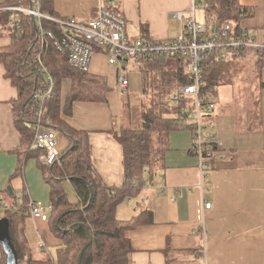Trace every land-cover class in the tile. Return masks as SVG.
<instances>
[{
  "label": "crops",
  "instance_id": "0c3cea01",
  "mask_svg": "<svg viewBox=\"0 0 264 264\" xmlns=\"http://www.w3.org/2000/svg\"><path fill=\"white\" fill-rule=\"evenodd\" d=\"M10 2L0 0V11ZM50 2L52 12L62 18L93 20L102 10L118 14L124 19L131 39L171 41L186 27L192 11L194 20L202 22L197 21L193 0ZM263 2L239 0L240 5L254 9V16L238 24V33L242 37L255 38L262 43ZM202 11L205 19V9ZM177 12L182 13L181 20L175 18ZM11 18L20 19L18 14L11 15ZM31 29L37 36L34 27ZM12 30L9 24L0 25V51L12 45L13 35L23 34L17 29ZM132 63L138 64L139 61ZM127 64L130 63H125V68ZM261 69H264V63ZM5 73V66L0 63V210H11V233L13 231V237L25 250L20 264H27L28 259L42 261L51 257L46 248H56L61 242L52 233L48 222L34 220L43 244L37 249L36 258V249L30 246L25 235L29 230L28 222L33 219L22 204L39 203L48 211L51 208L50 186L39 168L38 163L43 164L40 157L39 160L29 159L22 174H16L20 160L16 149L22 140L15 126L13 108L18 100V90ZM88 73L105 79L108 87L106 101L76 102L64 121L76 131L87 133L93 173L101 178L103 186L121 188L125 183L123 155L114 135L124 127L121 117L118 121V99L125 95L118 87L117 68L109 66L107 56L102 52H95ZM258 83L257 100L253 108L249 105V109H241L242 90L228 98L221 89L230 84L216 88L212 97L217 100L210 118L214 121L213 132L222 148L202 174L193 152L190 126H186L183 131L189 136L181 143L178 136L170 133L161 165L146 169L139 187L130 189L118 205L124 201L126 204L117 205L115 214L118 220L132 221L143 212L151 216L150 223H137L129 231L133 250L130 264H264V72ZM63 84L62 99L70 82L66 80ZM60 136L59 155L70 145L69 137ZM67 182L70 183L69 180L62 183L64 189ZM132 197H136L134 209L127 205ZM204 202L210 203L211 207L205 209ZM1 215L2 210L0 218L6 217L5 213Z\"/></svg>",
  "mask_w": 264,
  "mask_h": 264
},
{
  "label": "trees",
  "instance_id": "16d2710c",
  "mask_svg": "<svg viewBox=\"0 0 264 264\" xmlns=\"http://www.w3.org/2000/svg\"><path fill=\"white\" fill-rule=\"evenodd\" d=\"M39 2L40 11L55 18L50 0H11L9 6H33ZM204 4L205 23L209 35H218L223 24L230 21L232 36L242 37L238 32L241 20L254 16V9L240 5L239 0H199ZM264 3V2H263ZM8 11H0V25L9 24ZM19 30L21 36H14L12 45L5 51H0V63L5 66V76L18 90V100L14 102L15 126L20 134L19 147L16 149L20 157L16 174L21 175L25 163L35 158L39 160L42 150L32 146L34 134L28 125L26 108L32 93L39 89L44 76L34 71L32 58L39 49L36 34L38 22L30 16L18 14ZM65 19V18H64ZM44 28L54 29L52 24L43 22ZM24 29V30H23ZM13 28L12 31H14ZM23 30V31H22ZM26 32V33H25ZM220 54H213L205 64V88L203 94L212 97L216 88L230 83V70L223 73L229 66L232 58L218 59ZM257 66L259 70L264 63V54L257 53ZM179 59L139 60L142 65L141 75L144 93L152 90L158 92L159 98L150 102V110L142 112L141 124L137 128L122 127L114 136L122 148L123 175L125 183L121 188H107L103 186L101 178L93 173L90 161L87 133L76 131L64 121L70 116L72 106L76 102H105L108 87L104 78L93 76L88 72L71 69L66 64L64 54L59 53L51 45L44 48L43 63L50 72L54 81V91L44 105L43 122L60 134L69 137L70 145L49 165L39 164L50 186V214L47 222L52 233L57 236L61 244L56 247L55 258L48 256L45 260L34 261L28 259L27 264H76L82 248L90 242L85 250L80 264H130L132 253L129 231L137 223H150L149 213H142L130 221L118 220L115 211L117 205L127 197L130 189L140 185L141 176L146 169L153 168L152 161L161 164L169 134L178 129L177 109L166 102L167 86L188 84L190 80L182 72ZM180 63V64H179ZM161 77V80H158ZM70 82L69 91L62 99L61 85ZM158 83L163 85L162 89ZM156 84V85H155ZM172 88V89H173ZM176 117V119H175ZM52 122V123H49ZM157 167V166H156ZM64 180H69L74 192L75 200L70 201L62 186ZM25 206V207H23ZM24 210H29L24 202ZM21 208V207H20ZM4 213L10 223V238L18 254V264L23 261L22 245L11 233V210L4 208ZM1 250V247H0ZM2 252V250H1ZM4 252H2L3 254ZM4 255V254H3ZM5 262V257H4ZM5 264V263H4Z\"/></svg>",
  "mask_w": 264,
  "mask_h": 264
},
{
  "label": "built area",
  "instance_id": "2783aa9c",
  "mask_svg": "<svg viewBox=\"0 0 264 264\" xmlns=\"http://www.w3.org/2000/svg\"><path fill=\"white\" fill-rule=\"evenodd\" d=\"M17 2L19 4L20 0ZM193 2L194 8L204 9V4L199 0ZM39 5V2L34 1L33 6L15 5L1 10L38 20L36 37L39 40V49L33 55L32 66L34 71L42 74L45 79L41 81L39 89L32 93L25 116L34 134L32 146L43 151L40 156L43 165H49L58 158L57 146L61 137L57 130L43 122L44 105L51 98L55 87L50 72L43 63L44 48L49 44L65 55L67 66L80 72H88L95 52L105 54L109 66L117 68L116 79L123 96L129 85L125 63L151 61L156 58L179 59L182 72L190 83L176 85L168 94V105L178 110L176 117L180 129L190 126L193 152L202 174L215 158L216 152L222 148V143L213 132L214 121L210 118L215 105L209 100L210 96L203 94L205 64L213 54L222 51L226 56L218 55L215 60H225L228 54L242 56L248 50L264 54V43L255 38L232 36L230 21L223 24L218 35H209L206 26L194 20V11L177 38L171 41H149L129 38L124 19L113 12L102 10L93 20L64 19L42 13ZM174 16L181 20L182 13L177 12ZM44 21L52 24L54 29L44 28ZM16 22L15 18H11L9 26L19 30ZM204 203L205 209L211 207L210 203ZM27 207L33 220L47 222L50 208L47 211L42 204L33 202H28Z\"/></svg>",
  "mask_w": 264,
  "mask_h": 264
},
{
  "label": "rangeland",
  "instance_id": "374dc122",
  "mask_svg": "<svg viewBox=\"0 0 264 264\" xmlns=\"http://www.w3.org/2000/svg\"><path fill=\"white\" fill-rule=\"evenodd\" d=\"M195 15L197 16V21H202L201 23H205V19L203 17V11L202 9H196ZM221 57H225L226 53L224 51L220 52ZM238 58H232V61L229 66H226L225 69L223 70V73L228 74V69L230 70V85L223 87L221 90L222 92L224 91L225 95H232L235 96L236 94H239L240 91L242 90V101H241V109H249V105H252L251 108H253V103L254 101L257 100L256 92H259V89L256 88L258 86V79L260 77V74L263 75L264 69L259 70V67L257 66V60L258 56L256 52L251 51L245 55L242 56H237ZM228 57L227 59H229ZM226 60V59H225ZM127 68V77H128V88L127 91L125 92V97L123 99L119 98V109H120V114L118 115V121H121L124 124V127H132V128H137L141 124V117H142V112H147L150 109V102L153 100V98H159L158 92H154L151 88V91L148 94H143L144 92V86H143V81H142V75H141V70H142V65L140 63L135 64V63H130L126 65ZM158 80H161V77H158ZM156 85V84H155ZM158 86L162 89L161 84L158 83ZM65 84L61 85V94L64 91ZM173 86H167L168 92L166 94V102L168 104L169 101V96L168 94L170 93ZM69 91V89H68ZM67 91V92H68ZM213 103L214 101L217 100L215 97H210V99ZM176 119V117H175ZM177 124H180L177 119H176ZM49 123H52L49 121ZM179 130H174L173 134L178 136L179 139H181V143L189 136L186 132L187 131H182L180 130V127L178 126ZM153 168L156 166L161 165L158 163V161H152ZM65 187V192L66 196L70 201L75 200V192L74 189L71 185V183L67 182L64 184ZM130 207L134 209L136 206V197L131 198ZM123 204H126L125 201L121 203L118 206H121ZM2 210V215H4V210ZM50 214V210L48 211ZM1 215V216H2ZM34 220H29L28 224V231H25V235L27 238L28 243L30 246H33L34 249H36V255L35 257L38 258V251L40 245L42 244V241L40 239L39 233L35 227V223L33 222ZM27 224V225H28ZM23 249V246H22ZM48 253L51 255V257L55 258L56 254V248L50 247L46 248ZM25 251V250H24ZM23 251V254H24ZM40 252V251H39ZM4 255L2 254L0 250V264H4Z\"/></svg>",
  "mask_w": 264,
  "mask_h": 264
},
{
  "label": "water",
  "instance_id": "95a60500",
  "mask_svg": "<svg viewBox=\"0 0 264 264\" xmlns=\"http://www.w3.org/2000/svg\"><path fill=\"white\" fill-rule=\"evenodd\" d=\"M9 220L6 217L0 218V247L2 252H4L5 264H18V254L15 248L12 245L10 233H9ZM90 245L88 242L80 251L78 262L76 264H80L81 258L85 252V250Z\"/></svg>",
  "mask_w": 264,
  "mask_h": 264
}]
</instances>
